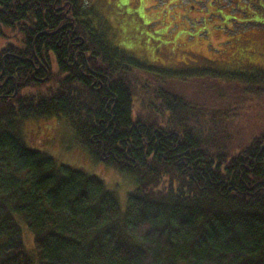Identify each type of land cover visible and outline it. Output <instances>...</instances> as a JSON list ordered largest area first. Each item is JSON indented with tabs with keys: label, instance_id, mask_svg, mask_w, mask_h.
<instances>
[{
	"label": "trees",
	"instance_id": "16d2710c",
	"mask_svg": "<svg viewBox=\"0 0 264 264\" xmlns=\"http://www.w3.org/2000/svg\"><path fill=\"white\" fill-rule=\"evenodd\" d=\"M81 3L0 0V264H264V129L244 119V100L264 112V72L152 66ZM40 117L113 188L33 149L21 125Z\"/></svg>",
	"mask_w": 264,
	"mask_h": 264
},
{
	"label": "rangeland",
	"instance_id": "374dc122",
	"mask_svg": "<svg viewBox=\"0 0 264 264\" xmlns=\"http://www.w3.org/2000/svg\"><path fill=\"white\" fill-rule=\"evenodd\" d=\"M263 2L82 0L81 5L92 8L102 24L108 25L109 22V27L113 29L109 28L112 33L110 38L117 45L137 43L133 45L135 56L148 59L152 66L172 68L173 71L196 72L207 68L216 72L250 75L255 73L254 70L264 72ZM110 38L108 40L111 42ZM184 81L190 82L192 89L199 90L204 96L219 91L213 89L211 83L214 86L219 83L229 85L226 80L210 82L207 79L189 78ZM180 86L185 88L177 87L178 90L188 94L192 92L189 83L183 82ZM244 101L250 112L244 119L253 122L256 132L261 131L264 129V112H260L256 100ZM261 102L264 105V94ZM242 104L243 101L239 107ZM21 131L33 149L46 152L61 164L100 178L107 185L110 184V188L113 186L115 170L95 161L65 121L54 117L25 120ZM32 242L31 233L25 230L24 243L30 251L34 250Z\"/></svg>",
	"mask_w": 264,
	"mask_h": 264
},
{
	"label": "flooded vegetation",
	"instance_id": "af4514ba",
	"mask_svg": "<svg viewBox=\"0 0 264 264\" xmlns=\"http://www.w3.org/2000/svg\"><path fill=\"white\" fill-rule=\"evenodd\" d=\"M67 4H65V5H62V6H55L54 7V9H53V12H63V10H64V8H65V6H66ZM58 15H59V13H58ZM66 23V22H65ZM72 24V23H71ZM67 25H70V24H68V23H66V24H62L61 25V29H65L66 28V26ZM0 41H3V40H0ZM8 41H11V40H8ZM21 42V39H19V41L17 42V43H20ZM70 42H76V39L74 38V39H70ZM21 47L22 46H18V49H21ZM59 49H61V48H59ZM61 50H63V49H61ZM80 54H83V52L82 51H80ZM34 56H35V53L33 54ZM54 66V65H53ZM53 66H51V69H53ZM37 67V72L38 71H43V70H45L44 69V67H42V66H40V65H37L36 66ZM52 73V70L50 71V74ZM16 94V92L14 93V95ZM8 95H9V93H8ZM10 96V95H9Z\"/></svg>",
	"mask_w": 264,
	"mask_h": 264
}]
</instances>
